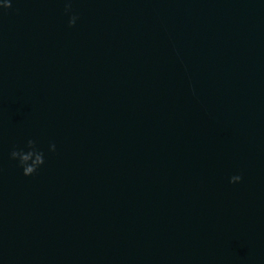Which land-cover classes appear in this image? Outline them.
Here are the masks:
<instances>
[{
	"label": "water",
	"instance_id": "1",
	"mask_svg": "<svg viewBox=\"0 0 264 264\" xmlns=\"http://www.w3.org/2000/svg\"><path fill=\"white\" fill-rule=\"evenodd\" d=\"M64 2L0 10V264H264V0Z\"/></svg>",
	"mask_w": 264,
	"mask_h": 264
},
{
	"label": "clouds",
	"instance_id": "2",
	"mask_svg": "<svg viewBox=\"0 0 264 264\" xmlns=\"http://www.w3.org/2000/svg\"><path fill=\"white\" fill-rule=\"evenodd\" d=\"M11 7L10 0H0V10ZM64 13L67 16V26L74 27L79 20V16L72 10V0H65ZM57 145L55 142H49L47 145V153H55ZM8 158L15 162V166L19 169L24 177L36 174L46 162V153L37 141L28 138L23 146H13L8 154ZM242 181L240 174H234L228 177L229 184H239Z\"/></svg>",
	"mask_w": 264,
	"mask_h": 264
}]
</instances>
